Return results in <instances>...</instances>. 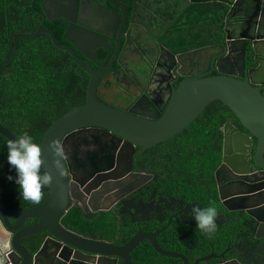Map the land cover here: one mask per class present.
<instances>
[{
  "label": "water",
  "instance_id": "1",
  "mask_svg": "<svg viewBox=\"0 0 264 264\" xmlns=\"http://www.w3.org/2000/svg\"><path fill=\"white\" fill-rule=\"evenodd\" d=\"M219 1L222 3L219 17L223 26L219 36L224 54L234 51L236 44L242 43L247 47L248 41L251 42L252 54L262 60L258 67L262 74L264 0ZM40 33L49 34L56 47L69 52L74 61L91 75V80L86 102L58 118L41 142L43 170L52 176L46 199L25 209L0 204V264H134L132 253L143 240L150 241L158 253L180 257L185 264L209 261L212 257L191 262L183 254L163 250L157 239L161 230L145 232L140 229L129 241L118 245L79 235L65 228L61 220L68 206L74 202L80 203L86 212L110 208L101 205L103 197L118 189L117 185L130 175L137 177L131 171L140 154L180 133L215 100L228 105L238 120L228 121L223 127V162L216 177H220L224 167L233 176L227 183L232 184V188L220 189V199L228 211L240 214V218L252 229L250 233L240 232L237 240L247 234L253 244L257 241L261 245L260 250L264 254V92L260 86L221 69L219 75L184 80L174 92L164 114L157 117L138 115L101 102L98 99L100 77L110 68L102 71L94 69L72 47L62 44L55 31L46 28L44 23L32 34H14V40ZM0 134L8 140L15 136L1 123ZM255 138L258 144L254 148ZM52 142L62 149L63 157L53 152L50 147ZM90 142L99 147L84 153L82 159L74 158L75 148ZM136 145L142 146L139 152ZM103 150L106 154H100ZM10 168L6 160L0 165V176ZM140 176L145 182L151 177L145 173ZM113 182L116 186L111 187ZM29 219L36 222L22 226ZM246 220L254 223L253 228ZM40 233H46L44 242L32 255L24 240ZM228 250L215 256L222 262L207 264H229L231 261L226 259ZM243 261L244 255L239 253L233 260L235 264H250Z\"/></svg>",
  "mask_w": 264,
  "mask_h": 264
},
{
  "label": "flooded vegetation",
  "instance_id": "2",
  "mask_svg": "<svg viewBox=\"0 0 264 264\" xmlns=\"http://www.w3.org/2000/svg\"><path fill=\"white\" fill-rule=\"evenodd\" d=\"M221 4L219 0H31V6L42 18L41 24L53 29L56 35L65 29L64 45L72 47L97 71L110 68L100 77L98 99L148 117L164 114L184 80L219 75L221 69L250 79L264 92V72L258 71L262 60L252 54L251 42L248 41L247 47L240 43L235 45L234 51L223 52L219 36L223 27L219 17ZM85 73L83 76L89 84L91 75ZM4 143L0 135V145ZM157 144L143 151L138 161L133 160L131 172L137 177L130 175L117 185L118 189L103 197L101 205L110 206L105 210L114 208L128 218L125 228L132 237L140 229L161 230L157 239L162 249L183 254L191 262L203 257L212 258L202 264L222 262L215 256L230 249L226 254L227 261H231L229 264H235L233 260L238 253L244 255V263L264 264L261 245L256 241L253 244L247 234H244L246 238L241 236L237 240L240 232L250 233L252 229L240 214L228 211L221 199L217 231L209 237L196 228L191 209L195 203L201 205L197 200L161 190L164 187L159 182L166 170L160 165L158 158L163 151L157 150ZM82 145L94 146L91 142ZM98 147L94 146L95 150ZM154 147L153 158L144 162L146 152ZM75 149L74 158L82 159L86 152L81 151V145ZM136 149L139 152L142 146L136 145ZM100 154L106 152L103 150ZM5 161L4 152H0V163ZM7 172L0 176V182ZM142 173L151 177L145 182L140 176ZM219 176L220 198V189L232 188V184L227 183L233 174L224 167ZM6 198L0 193V204L9 206ZM35 222L29 219L22 226ZM251 225L253 228L254 223ZM221 238L229 239L224 248L217 244ZM124 241L129 240L123 236L119 242L112 243L120 245ZM149 249L157 264H185L180 257L158 253L148 240L141 241L133 251L144 252L137 263L152 262Z\"/></svg>",
  "mask_w": 264,
  "mask_h": 264
},
{
  "label": "trees",
  "instance_id": "3",
  "mask_svg": "<svg viewBox=\"0 0 264 264\" xmlns=\"http://www.w3.org/2000/svg\"><path fill=\"white\" fill-rule=\"evenodd\" d=\"M41 22L31 0H0V123L15 136L28 131L40 144L58 118L86 102L88 86V79L83 76L86 73L70 53L54 45L49 34L14 40V34L36 32ZM65 35V29L57 32L63 44L67 41ZM233 118L237 119L233 110L223 101L215 100L180 133L157 144V150L163 151L158 158L160 165L166 170L159 182L164 187L161 190L167 189L177 196L195 199L202 206L219 209L216 172L223 162V127ZM3 139L2 148L8 141L5 136ZM255 141L257 146L258 139ZM155 150V147L149 149L143 161L152 159ZM3 152L6 159V147ZM9 175L15 177V170L11 168L0 182V193L7 197L5 203L21 209L36 206L22 198L14 180L8 179ZM49 191L48 186L40 204ZM127 221L128 218L114 208L86 212L80 203L74 202L68 206L61 224L88 238L119 242L123 236L126 240L132 238L125 228ZM45 236L46 233H40L24 240L32 255L40 249ZM228 241L221 238L217 244L224 248ZM148 252L153 259V251ZM142 253L137 250L132 253L135 264H139ZM151 261L150 264H157V260Z\"/></svg>",
  "mask_w": 264,
  "mask_h": 264
},
{
  "label": "clouds",
  "instance_id": "4",
  "mask_svg": "<svg viewBox=\"0 0 264 264\" xmlns=\"http://www.w3.org/2000/svg\"><path fill=\"white\" fill-rule=\"evenodd\" d=\"M7 162L15 170V177L9 175L10 181L14 180L20 190L22 198L33 204H40L45 190L51 184L52 176L43 170V155L41 144L28 131H22L6 142ZM0 148V152H3ZM53 152L60 157L64 153L56 142L50 144ZM94 146L81 145V151H94ZM192 215L196 221V228L207 236H212L217 231L218 209L215 206H201L193 204Z\"/></svg>",
  "mask_w": 264,
  "mask_h": 264
},
{
  "label": "crops",
  "instance_id": "5",
  "mask_svg": "<svg viewBox=\"0 0 264 264\" xmlns=\"http://www.w3.org/2000/svg\"><path fill=\"white\" fill-rule=\"evenodd\" d=\"M247 236H242L241 238H246ZM257 242V241H256Z\"/></svg>",
  "mask_w": 264,
  "mask_h": 264
}]
</instances>
